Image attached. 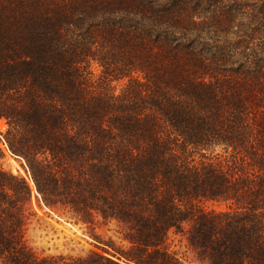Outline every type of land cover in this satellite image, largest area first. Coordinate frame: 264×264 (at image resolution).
I'll list each match as a JSON object with an SVG mask.
<instances>
[{
  "label": "trees",
  "instance_id": "obj_1",
  "mask_svg": "<svg viewBox=\"0 0 264 264\" xmlns=\"http://www.w3.org/2000/svg\"><path fill=\"white\" fill-rule=\"evenodd\" d=\"M3 120L0 264H264V0H0ZM34 196L122 247L36 253Z\"/></svg>",
  "mask_w": 264,
  "mask_h": 264
},
{
  "label": "rangeland",
  "instance_id": "obj_2",
  "mask_svg": "<svg viewBox=\"0 0 264 264\" xmlns=\"http://www.w3.org/2000/svg\"><path fill=\"white\" fill-rule=\"evenodd\" d=\"M98 73V71L96 70ZM8 129L5 120L0 122V148L5 157L0 159L3 167L15 175L25 177L33 188L36 189L31 179L30 172L23 158L13 155L5 143L3 134ZM41 204V205H40ZM33 205L37 216L27 227L25 239L30 248L40 255L86 256L91 251L107 255L103 248L114 251L122 247L120 227L115 222L102 220L94 226L77 223L72 215L65 210L51 211L36 196ZM170 247L175 251L185 264H200L192 249L181 234L170 233Z\"/></svg>",
  "mask_w": 264,
  "mask_h": 264
}]
</instances>
